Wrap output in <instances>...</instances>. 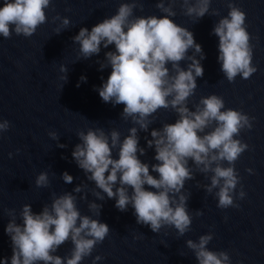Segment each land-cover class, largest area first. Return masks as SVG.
I'll return each instance as SVG.
<instances>
[{"label": "water", "instance_id": "water-1", "mask_svg": "<svg viewBox=\"0 0 264 264\" xmlns=\"http://www.w3.org/2000/svg\"><path fill=\"white\" fill-rule=\"evenodd\" d=\"M123 2L129 0H50L45 9L47 22L38 26L33 36H18L14 31L10 38L0 34V124L8 122L7 130H0V259L7 257L10 264L12 244L5 231L12 220L9 209L15 210L16 221L21 223L20 213L25 204L39 213L45 205L51 206L54 196L71 193L76 197L81 216L106 223L110 229L104 242L98 243L81 264H93L96 256L101 259L95 260V264H198L187 241L198 242L209 233L214 238L208 249L227 251L230 259L226 264H264V0H212L209 12L199 20L185 14L183 0L175 3L141 0L143 10H134V16L163 17L165 13L157 7L163 2L176 13L174 21L191 31L196 43L202 46L201 53H196L194 48L188 51V56L194 55L204 67L203 77H197L196 93L187 102L190 110L195 111L202 97L215 94L223 97L225 109L240 110L252 125L236 137L249 145L235 165L241 177L234 197L239 208H218L216 189L211 194L206 191L212 173H201L190 161L194 179L185 182L182 192L190 193L187 206L193 223L191 231L179 237L174 228L164 227L154 233L150 226L138 224L131 205L127 211H119L116 200L109 199L94 181L88 180L90 174L80 169L72 156L75 146L82 143L77 134L80 130L86 133L89 128H101L106 134L117 130L122 142L129 130L137 127L139 147L146 153L140 159L155 164V148L147 145V140L152 139L151 131L179 118L172 109H160L148 131H144L131 119H123L124 105L113 106L102 101L97 90L106 82L111 66L103 70L100 66L107 64L106 53L115 51L114 45L106 49L102 44L98 55L78 59L80 46L73 37L81 28L90 31L103 19L116 14ZM230 2L247 14L249 43L254 52L252 66L258 69L249 79L238 74L234 82H229L221 70L219 37L213 34L215 25L228 17ZM190 3L194 4L195 0ZM64 18L70 24L57 33ZM202 56L205 58L201 59ZM190 63L185 59L180 66L187 70ZM62 65L67 67V73L60 71ZM65 75L66 81L61 78ZM81 77H86V81H81ZM49 133H56L58 139L51 138ZM9 153L13 154L11 158ZM113 157L118 158V147L113 149ZM222 165L228 166L227 162ZM249 168L252 173L247 171ZM44 172L48 173L50 186L38 188L36 178ZM65 172L73 176L72 183L63 180ZM152 175L158 178L157 173ZM77 187L81 188L79 193L75 192ZM241 190L246 193L243 199L239 198ZM95 192H100L104 199H98ZM92 203L101 207L90 210ZM198 211L203 215L196 216ZM73 247L69 240L53 254L68 257Z\"/></svg>", "mask_w": 264, "mask_h": 264}, {"label": "clouds", "instance_id": "clouds-1", "mask_svg": "<svg viewBox=\"0 0 264 264\" xmlns=\"http://www.w3.org/2000/svg\"><path fill=\"white\" fill-rule=\"evenodd\" d=\"M211 3L212 0H195L194 4L183 0L185 14L202 19L209 12ZM49 5L50 0H3L0 34L10 38L14 31L18 36H33L38 26L47 22L45 9ZM157 7L165 13L163 17H140L134 16V10H143L141 0L123 2L116 14L103 19L90 31L87 27L81 28L73 37L80 46L78 59L98 55L102 44L106 49L114 45L115 51L106 53L107 64L100 66L103 70L110 65L111 73L97 91L103 102L124 105L123 119H131L139 129L148 131L160 109H172L177 113L179 118L175 123L153 129L152 139L147 140L148 147L155 148L157 163L150 165L140 159L146 153L139 147L137 127H132L122 142L117 130L110 134L101 128H89L86 133L80 130L77 134L82 143L75 146L72 156L78 167L90 174L87 179L94 181L109 199L116 200L115 207L119 211L125 212L131 205L138 224L150 226L154 233L164 227L174 228L179 237L191 231L193 223V215L187 206L190 193L182 192L185 182L194 179L190 161L201 173H212L206 191L211 194L216 189L218 208H239L234 197L241 177L235 165L249 145L236 137L242 129H251L252 125L249 117L240 110L225 109L223 97L215 94L202 97L195 105V111L190 110L187 102L196 93L197 77H203L204 67L194 55L188 56V51L194 48L196 53H201L202 46L196 43L191 31L174 21L176 13L171 7H165L163 2ZM228 7V17L215 25L213 34L219 37L221 70L229 82H234L238 74L249 79L258 69L252 66L254 52L249 43L247 14L234 3L230 2ZM69 24L70 20L64 18L57 33ZM185 59L191 61L187 70L180 66ZM60 71L67 73L68 69L62 65ZM61 78L67 80L66 75ZM81 81H86V77H81ZM7 128V121L0 124V130ZM209 128L211 130L206 131ZM49 135L58 139L56 133ZM117 147L118 158H114L113 149ZM12 155L9 153V158ZM222 162H227L228 166H223ZM247 171L253 172L251 168ZM152 173H157L158 178ZM63 180L70 184L73 176L65 172ZM35 183L38 188L49 187L48 173L39 174ZM80 191V187L75 189L77 193ZM94 194L98 199H104L100 192ZM245 195L243 190L239 192L240 199ZM100 207L95 203L89 205L93 211ZM8 215L12 217L5 229L12 244L10 264H81L110 233L106 223L81 216L76 197L71 193L54 196L51 206L45 205L39 213H34L31 205L25 204L20 213L21 223H17L14 209H9ZM195 215L202 216L203 212L198 211ZM213 238L214 234L209 233L202 235L198 242L187 241L198 264H226L229 261L227 251L208 249ZM69 240L74 247L68 257L53 254ZM99 259L100 256L95 257V260ZM0 264H9V258L0 259Z\"/></svg>", "mask_w": 264, "mask_h": 264}]
</instances>
